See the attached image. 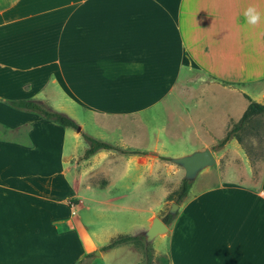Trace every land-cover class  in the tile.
Here are the masks:
<instances>
[{
  "label": "crops",
  "instance_id": "1",
  "mask_svg": "<svg viewBox=\"0 0 264 264\" xmlns=\"http://www.w3.org/2000/svg\"><path fill=\"white\" fill-rule=\"evenodd\" d=\"M249 5L264 15V0H0V264L141 262L129 243L102 251L111 234L81 213L143 234L162 220L169 174H184L160 159L178 157L164 143H218L253 93L264 99V18L247 25ZM208 91L213 128L195 112ZM18 100L64 113L79 131ZM82 133L145 153L82 159ZM188 195L157 235L166 252L151 245L153 262L264 264V169L259 181L217 176Z\"/></svg>",
  "mask_w": 264,
  "mask_h": 264
},
{
  "label": "rangeland",
  "instance_id": "2",
  "mask_svg": "<svg viewBox=\"0 0 264 264\" xmlns=\"http://www.w3.org/2000/svg\"><path fill=\"white\" fill-rule=\"evenodd\" d=\"M209 92L205 95L204 103L205 105L200 110H196L197 116H199V121L202 127L206 125L213 128V120L214 115L217 109L213 107V97L212 99L209 96ZM213 96V95H212ZM253 99L259 103L264 102L261 95L259 93H253ZM190 100H187V103ZM186 104V105H187ZM242 102L239 100L237 94L234 95V110L241 105ZM189 105V104H188ZM190 107V105H189ZM182 109V107H181ZM81 115V114H80ZM238 115L235 113V117ZM198 121V122H199ZM234 122L232 125H234ZM231 125V127H232ZM230 127V128H231ZM229 128V129H230ZM84 131L89 133L90 131L88 128H84ZM84 139V138H82ZM81 143L85 144L84 140H81ZM166 148V152L171 154V156H181L185 154H189L195 151V148L200 145L199 142L194 141H184V140H170L169 142L164 143ZM208 147L211 148L212 152L215 155L216 161L215 164L201 170L196 178L191 181V190L188 197L192 196L194 193H197L201 190L206 188H210L213 186V180L220 176L222 179L228 180H235V181H259L262 170L264 169V113L261 115H257L253 117L250 122L237 133V138H232L224 147L218 148L217 142H211ZM203 148V147H202ZM171 166H177V164L171 162L170 160L166 161ZM179 167V165L177 166ZM131 176H136V173H132ZM167 180V190L169 191V195L165 200V204L163 209L160 211L161 217H164L165 214L169 213L170 204L172 203V197L175 190L181 184L183 179L182 175H175L174 173H170ZM154 195L153 197L148 198V202L152 204L154 211H158L159 205V198L163 193V188L160 185H155L154 187ZM138 196L144 193V189L137 190ZM83 215V224L89 225L90 228L97 233H102V231L106 230L107 235L111 234L110 237H115L121 234H135L137 232V228L134 225L125 226L122 223H115L111 222H91L85 220L84 214ZM174 215V214H172ZM103 231V233H104ZM105 234V235H106ZM102 239L105 236L101 235ZM110 239V238H109ZM160 236H157L153 242L152 246L165 253L167 249V241L163 239L160 243ZM139 251H141L143 255V251L140 247L136 246L133 243H129ZM125 249V248H123ZM139 264H144V257L141 259ZM153 264H161L157 259H154Z\"/></svg>",
  "mask_w": 264,
  "mask_h": 264
},
{
  "label": "trees",
  "instance_id": "3",
  "mask_svg": "<svg viewBox=\"0 0 264 264\" xmlns=\"http://www.w3.org/2000/svg\"><path fill=\"white\" fill-rule=\"evenodd\" d=\"M11 104H13L16 107L36 111L40 113L43 117L52 119L53 121L57 122L58 124L62 126L72 127L74 129L78 127L77 123L72 118L68 117L64 113L50 109L49 107L45 106L41 102H37L33 100H18V101H12ZM263 113H264V103L250 101V103L248 104L247 108L244 110L240 119L234 125H232V127L227 131L224 138L217 143V147H222L230 139L237 138V133L240 130H242L250 122V120L253 117L257 115H261ZM81 135L85 139V141L88 143V147L84 151L81 157L82 159L89 158L91 155H93L98 150H116L124 154H144L145 153V151H140V150L122 149L120 147H116L105 141H101L93 137H90L84 133H82ZM160 159L169 160L170 158L161 156ZM190 188H191V183H189L185 179H182L180 186L173 193V197L171 199L172 202L176 204H179L180 202H182L184 198L188 195ZM173 217L174 215L167 213L165 214L164 217H162V220L165 224H169ZM127 243H133L142 249L143 257H144V264H153V248L151 246V243H148L145 241L144 235L142 233L134 234V235H130V234L117 235L116 237L111 238L105 245L101 246V250L108 251L119 245L127 244ZM158 260L162 264H168L167 259H165L164 257H159Z\"/></svg>",
  "mask_w": 264,
  "mask_h": 264
},
{
  "label": "water",
  "instance_id": "4",
  "mask_svg": "<svg viewBox=\"0 0 264 264\" xmlns=\"http://www.w3.org/2000/svg\"><path fill=\"white\" fill-rule=\"evenodd\" d=\"M79 131V127L77 128ZM170 161L179 165L184 170L183 179L189 183L193 181L197 174L215 164V157L209 147L195 150L189 154L170 158ZM178 205L171 203L169 208L170 214H175ZM167 231L166 224L157 216L153 217L150 226L143 233L145 241L150 243L155 236L163 234Z\"/></svg>",
  "mask_w": 264,
  "mask_h": 264
},
{
  "label": "clouds",
  "instance_id": "5",
  "mask_svg": "<svg viewBox=\"0 0 264 264\" xmlns=\"http://www.w3.org/2000/svg\"><path fill=\"white\" fill-rule=\"evenodd\" d=\"M244 18L245 22L247 25L255 27L258 25L262 18H264V15L257 9L255 5H249L245 10H244Z\"/></svg>",
  "mask_w": 264,
  "mask_h": 264
}]
</instances>
